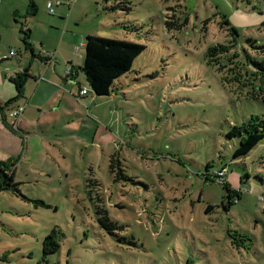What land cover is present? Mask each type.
I'll return each mask as SVG.
<instances>
[{
  "label": "rangeland",
  "instance_id": "rangeland-1",
  "mask_svg": "<svg viewBox=\"0 0 264 264\" xmlns=\"http://www.w3.org/2000/svg\"><path fill=\"white\" fill-rule=\"evenodd\" d=\"M48 1L0 0V104L17 97L9 78L29 53L22 29L51 60L54 28L66 32L70 20L79 35L146 49L111 95L96 96L78 39L86 99L60 78L56 97L69 104L21 116L23 131L11 109L6 120L0 111V168L16 173L20 190L0 191V264H264V140L234 158L241 138L228 136L264 118V99L252 96L264 91V0H60L65 17ZM227 66L237 81L224 80ZM33 70L48 73L39 61ZM223 169L240 192L232 203L216 177ZM53 229L61 247L45 255Z\"/></svg>",
  "mask_w": 264,
  "mask_h": 264
},
{
  "label": "trees",
  "instance_id": "trees-1",
  "mask_svg": "<svg viewBox=\"0 0 264 264\" xmlns=\"http://www.w3.org/2000/svg\"><path fill=\"white\" fill-rule=\"evenodd\" d=\"M32 11V15H35L38 11L37 6L32 5ZM224 23L228 25L230 29L235 30L233 26H230V22L228 19L225 18ZM167 26L171 28L173 24L167 22ZM21 33L23 34V43L26 49L31 51L32 58L46 62L51 60L45 56L36 54L34 52V48L29 40V38L31 37V30L22 29ZM215 47L222 48V45L213 46L209 48L207 55L210 58V64L212 62V57L214 56L211 55V53L216 51ZM84 48L85 56L82 71L84 72L86 80L96 96L111 95L114 83L132 70L134 61L146 49V47L142 44L94 35L87 36ZM224 48L225 50L223 52L228 53L227 56H229L230 58L237 56L235 53L233 54L227 51L230 49L228 45H224ZM219 55L220 54H217L216 56ZM215 65L217 66V64ZM255 65L262 69L261 65ZM218 70L221 71L220 67H218ZM230 70L232 69L227 66L226 72L229 73V75L224 77V80L237 81V78L231 76L232 73L230 72ZM28 72L29 70L26 68L22 74L17 75L16 79L10 78L11 82L14 83L17 87L18 95L14 100L22 97L25 84L29 80V78H31V75H29ZM71 76L72 75H67L66 78L69 79L71 78ZM86 91L88 93L89 90L87 89ZM252 96H258L264 99V91H259V93H253ZM14 100H12V102ZM228 136H239L241 138L240 144L236 148L233 157L239 158L247 156L254 148L258 146V144L262 140H264V118H261L259 116H252L251 119L246 124H243L241 127L235 126L233 130L228 134ZM226 172L227 170L223 169L216 173V177L226 189L228 193V200H231L230 203H232L233 196H237V199H239L240 192L232 189L231 186L224 180ZM14 178V171L12 173H8L0 168V191L6 188L13 190L14 192L20 195L18 183L14 182ZM103 219L108 221L107 215H105ZM103 219L100 218V222L103 226H105ZM59 237L60 232L56 229H53L45 237L43 242V250L45 255H51L60 250L61 243H59Z\"/></svg>",
  "mask_w": 264,
  "mask_h": 264
},
{
  "label": "crops",
  "instance_id": "crops-1",
  "mask_svg": "<svg viewBox=\"0 0 264 264\" xmlns=\"http://www.w3.org/2000/svg\"><path fill=\"white\" fill-rule=\"evenodd\" d=\"M49 12V11H48ZM59 15V17H65L66 14L64 13L63 10L59 9V12L57 13V11L55 10L54 14L52 15ZM57 21V20H56ZM58 22V21H57ZM70 23L71 20L69 22H66L67 24V31H63V33L57 29V28H61L62 24H57V28H54L55 30H57L58 32H60V36L61 40H59V44H58V51H56V57L54 60H50V61H41L39 59H35L32 58V55L30 56L29 54H32L30 50L29 53H26V57H24V59L26 58L25 61H29V63L26 62V64L23 65V61L21 62V60L18 62L19 65V69L17 72L19 74H22L24 72V70L27 68L29 70L28 74L31 75V78H29V80L26 82L25 84V88H24V92L22 97H20L19 99H16L12 102V100H10V97H4L2 104H0V111L1 113H3L4 118L6 120V113L5 110H7L8 108L11 109V112L19 105L24 104L25 106V110L23 112L22 115H20L19 118H17V122H18V127H19V131H23L22 127L23 126V118L21 116H26V115H30L32 117H34V109L38 110L39 112L42 111V107L43 106H56L59 107L60 103H64V104H69V98L65 95L63 96H59L58 98L56 97L57 95H59V91L62 90V87H60V85H62L60 78L63 81V84H69V86H71V84H79V87L82 88H86L84 86L81 85V83H78L77 81V76L78 73L75 70V63H79L77 62V56L74 52L78 53V50H80L81 48L77 47V50H74V45L75 43L78 41V39H85L87 38V36L93 35L90 33H83L82 35H79L78 32H74L72 30V28L70 27ZM69 35V37H68ZM74 38L73 41L67 42V40ZM32 45V44H31ZM81 45H84L83 47H85V43L81 42V44L79 45L81 47ZM34 48V52L36 54H40L43 56L42 52H39L36 47L34 45H32ZM43 47L42 50L44 51H51L53 46H44V43L42 42L41 44V48ZM46 47V50L45 48ZM65 48V49H63ZM64 50L65 54H61L60 50ZM27 50V49H26ZM85 56V54H84ZM58 57H60V59H62V62L65 63V65L67 66L60 68V65L56 62L53 63L54 61H56L58 59ZM35 61H39L41 62L42 65L45 66V71L48 73H45L44 75L39 73L37 74L35 70H33V62ZM59 61V60H58ZM2 62L0 63V66L2 65ZM55 64V65H54ZM84 65V64H83ZM30 67V68H29ZM71 67V78L67 79V70L68 68ZM11 76V75H10ZM39 77V78H38ZM10 79V78H9ZM10 85H12L13 87H15V94L14 96L16 97V95H18L17 93V87L14 83L11 82V80H9ZM33 85V87L30 89V86ZM87 89V88H86ZM65 91V90H64ZM66 92V91H65ZM38 93V94H37ZM89 95V91L86 95H78L81 98H87V96ZM97 100L98 97H95ZM53 109V108H51ZM4 120V121H5ZM6 123V121H5ZM15 177H16V173H15Z\"/></svg>",
  "mask_w": 264,
  "mask_h": 264
},
{
  "label": "built area",
  "instance_id": "built-area-1",
  "mask_svg": "<svg viewBox=\"0 0 264 264\" xmlns=\"http://www.w3.org/2000/svg\"><path fill=\"white\" fill-rule=\"evenodd\" d=\"M62 4H63V3H62V1H60V0H49V1L47 2L46 8L48 9V11H49L50 14H54V12H55V7L60 6V5H62ZM83 46H84V45H81V48H82ZM11 55H16V52H15L14 50H12V51H11ZM43 56H45V57H47V58H49V59H51V58L53 57L52 54L43 55ZM2 60H4V58L0 56V63H1ZM70 73H71V67L68 68V70H67V75H71ZM17 75H19V73H15L14 75L10 76V78H11V79H16V78H17ZM86 90H87L86 88H79L78 93L75 94V95H79V96H80V95H86V94H87V91H86ZM73 93H75V92H73ZM24 110H25V106H24V105H19V106H17V107L11 112V117L16 118V119L19 118L20 115L23 114Z\"/></svg>",
  "mask_w": 264,
  "mask_h": 264
},
{
  "label": "water",
  "instance_id": "water-1",
  "mask_svg": "<svg viewBox=\"0 0 264 264\" xmlns=\"http://www.w3.org/2000/svg\"><path fill=\"white\" fill-rule=\"evenodd\" d=\"M30 68V67H29Z\"/></svg>",
  "mask_w": 264,
  "mask_h": 264
}]
</instances>
